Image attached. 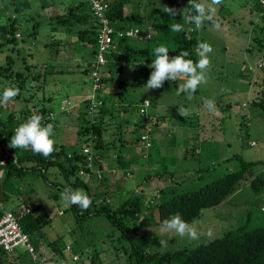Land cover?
<instances>
[{
  "label": "trees",
  "instance_id": "obj_1",
  "mask_svg": "<svg viewBox=\"0 0 264 264\" xmlns=\"http://www.w3.org/2000/svg\"><path fill=\"white\" fill-rule=\"evenodd\" d=\"M166 1L169 3V8L176 10L177 15L172 16L167 13L170 24L167 23L165 26L159 27L157 31L158 35H156L148 27L143 29L138 25V23H142L143 21L136 19L137 12L133 9L136 6L140 10V6L143 3L142 0H137V2L135 0H107V16L112 28L116 32L121 31L125 33L128 30L139 29L143 34H150L151 38L139 40L128 36H117V46L107 54L108 63L101 73L102 86L96 93L97 100H100L102 104L91 113L88 107L90 106V101L84 100L88 108L80 114V120L77 119V122L74 123V126L78 129L77 136L80 146H78V140L76 145H72L70 148L60 143V140H56V151L47 158L43 155L35 154L31 150L11 148L9 142L14 135V130L32 114H40L43 117V124L45 125L48 123L55 124L53 97L44 95L48 86L47 81H49L47 75L52 74V71H48L47 68L50 69L52 66H47L45 72L42 73L41 71H33L35 68L32 69V65L23 63L25 66L18 70L14 68L15 63L12 59L7 64H1L0 54V84L4 83L8 87H13L11 82L14 81L16 88L20 90L18 96L7 105L0 107V173L2 172L0 179V219L6 213L12 212L23 232L29 236L30 242L37 254V259H34L33 255L23 248L9 252L0 247V264H62L63 261H68V264H83L87 260L90 264H108L115 260L121 261L123 258L125 259L121 261L123 262L122 264H264V224L255 226V220L252 218H247L244 225L226 233L222 238L206 243H199L193 248H179L169 253L152 250L155 242L153 228L161 226L163 221L172 215L178 213L187 223L191 224L201 217L203 211L220 206L225 202V199L234 196L247 187L252 192L264 194V176H257L260 170L256 168L261 164L259 162H248L242 155H234L225 160V162H239V170L219 176L217 180L200 187L197 191L179 194L176 190V184H165L158 188L155 193H147L144 190V192L135 193L131 198L127 197L128 199L122 203L119 200L118 205L114 209H111L110 205L113 204L112 199L119 198L115 195L119 193L117 189L121 186L118 181L121 182V180L132 173H124L123 177L122 172L114 169V167L111 168V171L106 169V159L111 151L113 139L112 134L108 135L107 133L109 131L114 132L110 130L113 124L106 120L115 117L113 108L116 103L121 106L119 112H123L127 116V120L131 110L124 106L121 93L117 95L118 100H115L113 105H108L105 97L99 96V92L108 83L113 85L118 84L123 88L126 84L123 76L125 75L127 66L131 67L134 86L136 88L146 87L145 84L150 73L153 71L150 66L156 58L154 49L160 45L169 48L170 57L187 51L189 53L187 59H192L193 61L199 59L196 55V47L198 43L203 42V39L198 35L199 28H196L194 24L187 23L184 19L189 13H194V9L189 6V0ZM195 2H200V0H195ZM226 3L229 4L227 5ZM1 4L4 10L2 13L0 12V18H4L5 22L0 23V52L5 47H11L10 50H14L13 46L17 45L19 40L23 41L24 39V34L19 31L21 23L26 19L23 17H21L22 19L8 17L9 13H21L32 9V2L30 0H1ZM236 4L237 2L226 0V2L220 4V7H218L219 11L217 10V12L221 14L224 20L228 14L232 13V18L236 22L237 19L233 17L234 11H232ZM131 5H133V11L131 10L130 12L127 8ZM242 5L250 17L248 22L250 25H244L246 29H242V31L247 35H251L250 51H256L259 60L264 62V8L261 6L259 0H246L245 4ZM159 12L157 9L152 10L148 15L149 20L152 17L158 16ZM216 16L218 17L219 15L217 14ZM215 17L211 16V19L205 20L203 25L216 24ZM29 22L34 23L26 36L36 39L40 35L41 23L36 21L34 17ZM97 22L89 0H71L67 4L65 13L62 15L57 14L53 17L50 25L52 26L51 31L53 33L63 32L69 35L70 39L72 38L71 42L66 43L67 45H76L78 47L80 45V47L87 50L82 58H87V55H89L88 59L94 61L98 53L99 26ZM145 23L148 24L149 21ZM175 23L186 24L188 31L172 32L170 25ZM18 37L21 38L18 39ZM166 37L168 40L167 44H163L164 41L163 43L157 41L166 40ZM133 40L140 42L157 41L158 44L155 48H151V45L140 48ZM173 42V46L175 47L172 46ZM59 44L62 45L60 42ZM92 63H88L81 70L84 74L83 76H90ZM84 64L86 63L84 62ZM45 66L46 64H44V68ZM259 68L262 71V75L254 74L256 80L253 84L260 85L261 90H257L250 105L259 110V117H257L262 119L264 118V66H259ZM252 74L247 69L243 76H246V79L250 81ZM89 81L91 82L90 77ZM182 83L180 78L176 81H166L162 88L154 90L170 93L171 96L177 95L178 87ZM199 87L194 94L198 95L200 93ZM3 91L0 90V95H2ZM25 94L26 96L23 98ZM39 94L43 95L38 97ZM68 99L69 97L66 98L67 101ZM145 101L150 103L149 106L145 105ZM10 103H12L11 108H9ZM31 103L33 105L29 107ZM153 105L154 102L148 96H144L141 99L139 105L140 119L133 122L135 130L141 131V134L136 140L121 142V146L123 147L130 145V149L126 153L129 159L125 158V154L123 157H118L119 163L122 164L121 166L125 164L135 166L140 159L133 146L134 142L140 143L145 147L144 153L141 156L143 161L152 159L150 150L155 146L153 138V133H156L155 129L167 125V121L169 120L177 118L176 120L179 121L182 119V117H178L175 114L159 115L156 112L149 113ZM182 107L186 109V106L183 104ZM62 108L66 111L67 107L62 106ZM231 109L232 105L221 109V111H216L225 113ZM142 110L145 111L142 113ZM84 115L88 119L83 118ZM188 116L191 115L188 114ZM195 117L197 119L190 122L189 126L202 130L200 120L203 121V124L207 120L201 119L199 116ZM216 120L213 118L212 122L208 123L211 130L212 127L216 126ZM248 121V115L244 114L239 127H245ZM123 126L121 125V128ZM218 128L224 133L223 127ZM199 161H201L200 158ZM207 161L211 169L214 159L208 157ZM147 163L148 168L155 167L154 164ZM142 165H145V163ZM156 165L161 167V164L156 163ZM163 166L166 170L165 164ZM254 167L255 169H253ZM166 173L164 175V172L160 170L157 173H153V175L147 173L144 182H151L156 178L161 179V176L162 178L163 176L174 178L171 171ZM60 176L64 181L63 183L58 181ZM34 177H42L52 187L58 188V186H61L59 187L61 190L66 189L67 184L75 189H83L92 199V205L86 211L80 209L78 206L70 205V211L75 216L77 222L75 227L70 230L71 235L75 236L80 233L82 227L85 230V232L82 230V234L80 233L81 239L84 240L81 249L72 244L61 246L60 238H58L47 243L50 250L52 249L53 254L51 257L46 258L41 250L43 246L41 245L42 231L51 224L52 219L44 212L43 207L39 204L33 206L25 202L23 204L19 203L16 206L12 204L13 207L7 208L8 203L10 204L13 198L22 193L21 190L30 184L28 180ZM113 179L115 182L117 181L115 184ZM99 216H104L111 222L113 227L116 228V234H108L104 238H100L90 232L89 229L94 223L92 222L93 219ZM142 216L144 217L141 218ZM35 234L39 235L41 241L34 240L33 236ZM104 240H111L117 243V246L112 247L110 256L105 258V261L102 260L104 250L98 251L96 248H93L97 247L100 243L104 245L106 243ZM68 247L71 248L72 254L67 251ZM123 250L126 251L125 256H122L121 251ZM71 255H77L79 260L73 261ZM111 256H113L112 259Z\"/></svg>",
  "mask_w": 264,
  "mask_h": 264
},
{
  "label": "rangeland",
  "instance_id": "obj_2",
  "mask_svg": "<svg viewBox=\"0 0 264 264\" xmlns=\"http://www.w3.org/2000/svg\"><path fill=\"white\" fill-rule=\"evenodd\" d=\"M32 2V9L21 13H9L8 17L26 19L21 24L20 33L24 34L23 41L19 40L17 45H14V50H10L11 47H5L1 54V64H7L11 59L15 63L14 68L20 70L25 66L23 63L32 65L33 71L45 72L46 67L52 66L48 71H52V74H48V86L44 92L46 96L53 97V105L55 109V140H60V143L67 147L76 145L78 140V146L80 141L78 139V129L74 126L73 122L68 119L69 123H64L66 116L61 112L62 102L69 97L70 105L67 110L73 111V116L78 117L80 120V114L85 111L84 100L89 98L90 93L93 92L92 80L89 81V75L83 76L81 70L88 64L92 63L87 58H82L86 53V49L76 45H67V42H71L72 38L63 33H53L51 31L52 18L57 14H64L67 4L70 0H30ZM142 6L139 10L134 6L137 12L136 19L143 21L138 23L143 29L148 27L157 34L158 28L170 24L167 14V8L169 3L166 0H142ZM231 1V0H229ZM237 2L234 7V18L237 19L234 22L232 13L226 16L224 20L216 6V11L211 13V16L215 17L216 24L203 25L198 29V35L203 39V42H207L212 46V53L209 54L211 64L207 71V84H203L199 87L200 93L193 94L189 99L186 94L172 95L161 90H149L147 87L136 88L133 83V75L131 67L127 66L123 80L126 84L121 88L118 84L108 83L102 89L101 94L105 97L108 105H113L115 100H118L120 93L123 96V103L131 112L127 116L121 110V106L116 103L113 110L115 111V117L107 119L112 127L110 130L114 132H108L112 134V148L108 158L106 159V169L111 171V168L124 173L130 172V176H126L125 179L118 181L121 186L117 194L118 199H112L111 209H114L119 200L122 203L124 200L131 198L137 192L155 193L158 188L165 184H176V190L179 194L197 191L200 187L206 186L212 181L217 180L219 176H224L227 173L236 172L240 168V164L237 161L225 162L227 158H231L234 155H242L248 162H259L261 165L256 167L259 171L257 176H264V118L260 119L259 110L250 105L257 90H261L260 85H254L256 80L255 75H262V71L259 66L264 62L259 60L258 53L251 52V35H247L242 29H246L250 17L244 10L243 5L246 0H232ZM137 2V0H135ZM207 3H211V0H205ZM226 2V0H222ZM227 5L229 3H226ZM135 5V4H134ZM46 6V7H43ZM132 6H128V10L131 12ZM230 8V7H229ZM159 10V15L152 17L149 20V13L152 10ZM4 10L3 5H0V12ZM132 10V11H133ZM219 11V10H218ZM140 13V14H139ZM236 13V14H235ZM225 14V13H223ZM34 17L36 21L41 23L39 30L40 35L36 39L28 38L26 34L31 29L34 22H29ZM146 17V19H144ZM19 19V20H20ZM146 24L145 22H148ZM5 22L4 18H0V23ZM219 23V24H218ZM219 27H216V25ZM245 25V26H244ZM184 30L188 31L187 25H183ZM138 27V26H137ZM251 30V28H249ZM152 33V32H151ZM22 36V35H21ZM21 37H18L20 39ZM166 40H157L160 43L167 44ZM62 44L60 45L59 42ZM138 44L140 48L151 45V48H155L158 44L157 41L152 42H140L133 40ZM174 45V42L172 46ZM175 47V46H173ZM24 58V62H23ZM84 62L86 64H84ZM44 64H46L44 68ZM80 68H79V67ZM250 70L252 79L249 81L246 76H243L246 70ZM63 72V73H61ZM255 74V75H254ZM141 76L140 73H138ZM88 78V79H86ZM186 77L180 78L182 82ZM249 81V82H248ZM13 87H16L14 81L11 82ZM8 85L0 84V90H4ZM167 91V90H166ZM222 92V93H221ZM29 93V92H28ZM43 94H39L41 97ZM221 95V96H220ZM25 95H23L24 98ZM144 96H148L152 99L154 105L150 109L149 113H157L159 115H179L177 107H182V104L186 106V110L189 115L182 117L179 121L169 120L167 125L156 128V133H153L155 146L150 150L152 159L143 161L142 154L145 147L140 143H133L135 151L139 155V159L136 165L119 163L118 157H123L126 154L130 145L121 146V142L125 140H133L140 136L141 131L135 130L133 122L140 119V101ZM38 99V98H37ZM205 100H213L216 105V110L225 109L232 105V109L228 112H210L205 107ZM39 101V100H38ZM222 103H221V102ZM40 102V101H39ZM218 102V103H216ZM67 104V102H64ZM219 104V105H217ZM33 103L29 105L31 107ZM49 105V103H48ZM65 105V104H64ZM177 105V106H176ZM10 103L9 108H11ZM175 106V107H173ZM27 108V107H26ZM221 108V109H219ZM80 109V110H78ZM7 112V111H6ZM81 112V113H80ZM248 115L249 121L245 127H239L243 116ZM199 116L201 119L207 120L206 123H202V130L191 128L189 123L197 119L195 116ZM258 116V117H257ZM53 117V121H54ZM198 117V118H199ZM87 118V116H83ZM199 118V119H200ZM213 118L217 119L216 126L212 130L208 123H211ZM88 119V118H87ZM129 121V122H127ZM121 125H124L121 128ZM57 127V130H56ZM218 127L224 128V133ZM148 138V137H147ZM128 150V151H127ZM194 153V156H193ZM214 159L213 166L209 167L207 158ZM199 158L201 161H199ZM154 164V168H148V163ZM145 163V165H142ZM156 163L161 164L158 167ZM4 164V162H2ZM163 164L167 168L165 170ZM155 169V170H154ZM255 169V167L253 168ZM170 172L174 175V178L168 176H161L160 178L153 179L151 182H144L147 173L153 175L157 171ZM202 170V171H201ZM2 172L0 173V179ZM51 180H53L51 178ZM188 180V181H186ZM59 182H64L60 178ZM114 184L115 180L113 179ZM30 183L27 187L22 189V193L13 198V201L8 203L7 208H11L19 203L25 202L35 206L41 205L44 212L50 216L52 222L45 227L42 231V241L38 234L33 236L34 240L41 241L42 252L46 258L51 257L53 252L47 246L48 242H52L60 238V245L72 244L78 249H81L84 244V240L81 239L82 230L75 236L71 235L70 230L76 225V218L70 211V205L65 204L60 197V193L63 191L58 186L52 187L47 184L42 177H34L28 180ZM184 182V183H183ZM181 183V184H179ZM66 185V184H65ZM66 189L77 190L71 185L67 184ZM80 189V188H79ZM128 197V198H127ZM123 199V200H122ZM114 201V202H113ZM13 204V205H12ZM142 216L141 218H143ZM247 218L255 220L254 225L264 224V194H257L252 192L250 188H245L239 191L234 196L225 199L220 206L207 209L203 211L201 217L190 225L197 229L198 232L207 233L211 229L214 233L213 237L209 239L206 235H201L199 239L192 240L187 236L180 237L175 232H164L161 230V226H156L154 230V246L152 250L161 253H169L178 250L179 248H193L199 243H206L218 238H222L226 233L235 230L236 228L245 224ZM93 226L89 229L93 235L104 238L108 234H116V228L113 227L111 222L104 216H99L93 219ZM88 224V223H87ZM89 225V224H88ZM90 226V225H89ZM85 232V230H84ZM115 236V235H114ZM117 236V235H116ZM160 240L166 242L164 246L160 244ZM106 243L98 244L96 248L98 251H103L102 260L105 261L110 256V250L113 246H117V243L111 240H104ZM79 242V244H78ZM114 250V249H113ZM115 252V251H114ZM126 251H121L122 256H125ZM116 253V252H115ZM113 256H111V259ZM125 258L121 259L124 261ZM121 261H114L108 264H122ZM82 263V262H81ZM16 264V263H15ZM83 264H90L85 261Z\"/></svg>",
  "mask_w": 264,
  "mask_h": 264
},
{
  "label": "clouds",
  "instance_id": "obj_3",
  "mask_svg": "<svg viewBox=\"0 0 264 264\" xmlns=\"http://www.w3.org/2000/svg\"><path fill=\"white\" fill-rule=\"evenodd\" d=\"M221 3L222 0H211L210 4L205 3V0H200V2L189 0V6L194 9V13H189L184 19L187 23L194 24L196 28H200L205 20L211 19V13L216 11L215 6ZM167 13L172 16L177 15L176 10L173 8H167ZM216 27H219V25L217 24ZM170 30L177 33L182 32L184 31V26L180 23L171 24ZM212 51V46L207 42L198 43L196 55L199 59L193 61L192 59H187L189 56L187 51L170 57L167 46H157L154 49L156 58L150 66L153 71L150 73L145 86L149 90L160 89L166 81H176L179 78L186 77L187 79L179 85L177 95L184 93L190 99L199 86L208 82L207 71L211 64L209 54ZM19 91L16 87L5 88L2 95H0V107L7 105L18 96ZM204 103L208 111H216V105L213 100H205ZM66 105H70V103ZM178 112L182 117L188 115L187 110L183 107H179ZM55 145L54 126L51 123L43 124V117L40 114H32L24 123L19 125L14 130V135L9 142L11 148L31 150L33 153L43 155L45 158L56 151ZM60 197L65 204L78 206L85 211L92 205V199L83 189H64L60 193ZM161 230L164 232H175L180 237L187 236L192 240L199 239L201 235H206L211 239L214 235L211 229L207 233L198 232L196 228L187 223L178 213L165 219L161 225ZM160 244L164 246L166 242L160 240Z\"/></svg>",
  "mask_w": 264,
  "mask_h": 264
},
{
  "label": "built area",
  "instance_id": "obj_4",
  "mask_svg": "<svg viewBox=\"0 0 264 264\" xmlns=\"http://www.w3.org/2000/svg\"><path fill=\"white\" fill-rule=\"evenodd\" d=\"M1 1V0H0ZM261 6L264 8V0H259ZM93 14L97 18V23L99 26L98 34V53L95 60L91 66L90 79L93 83V95L90 99L89 110L92 113L96 108L102 104L100 100H97L96 93L101 88V73L103 68L106 66L107 54L116 48L117 46V36H128L131 38H136L139 40L150 39V34H143L139 29L128 30L125 33L119 31L116 32L107 16L108 3L107 0H89ZM262 63L260 64V67ZM149 102H145L146 106H149ZM145 110H142L143 113ZM145 139V138H144ZM1 207V204H0ZM0 247H3L6 251H15L18 248H23L33 255L34 259H37V254L35 253V248L30 242L29 236L23 232L20 227L19 222L15 218L12 212L6 213L0 219ZM67 251L72 254L70 247ZM73 261H78L79 257L77 255H71ZM62 264H68V261H63Z\"/></svg>",
  "mask_w": 264,
  "mask_h": 264
},
{
  "label": "crops",
  "instance_id": "obj_5",
  "mask_svg": "<svg viewBox=\"0 0 264 264\" xmlns=\"http://www.w3.org/2000/svg\"><path fill=\"white\" fill-rule=\"evenodd\" d=\"M71 1V0H70ZM79 67V66H78ZM90 77V76H89ZM93 93L94 92H91L90 93V96H89V98H87L86 100H90V98L92 97V95H93ZM97 95V94H96ZM99 96L101 97V96H103L102 94H101V92H99ZM64 102H67V103H70V100L68 99V101L67 100H64L63 102H62V106H64L65 108L66 107H68L69 105H66V103H64ZM65 104V105H64ZM71 104V103H70ZM89 107V106H88ZM86 105H84V109L85 110H87V108H88ZM66 111H64L63 109H61V112L66 116V118H62V119H64V123H69V121H68V119H70V121H74L73 122V124L74 123H76L77 122V119H79L78 117H74L73 115V111L72 110H69V108H68V110H67V108L65 109ZM78 110H80V109H78ZM81 113V112H80ZM13 201V200H12Z\"/></svg>",
  "mask_w": 264,
  "mask_h": 264
}]
</instances>
